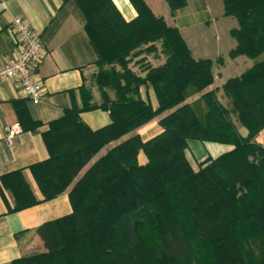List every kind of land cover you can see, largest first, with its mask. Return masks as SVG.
<instances>
[{
	"label": "trees",
	"instance_id": "obj_1",
	"mask_svg": "<svg viewBox=\"0 0 264 264\" xmlns=\"http://www.w3.org/2000/svg\"><path fill=\"white\" fill-rule=\"evenodd\" d=\"M73 1L97 53L102 101L93 102L81 86L82 107L66 108L42 132L50 155L30 168L44 198L63 192L106 142L169 112L159 134L146 141L135 134L96 160L68 192L72 212L35 229L44 249L9 264H264V146L256 140L264 128V59L223 84L231 98L224 105L215 89L204 91L213 82L211 60L194 59L178 28L144 0H130L137 15L129 21L112 0ZM166 1L171 13L186 5ZM223 6L239 24L230 54L264 52V0H223ZM155 42L166 58L140 76L129 64L157 52ZM141 85L154 89L155 109L140 97ZM196 93L193 104L185 101ZM94 108L107 110L111 122L92 131L79 112ZM189 139L233 148L194 171L184 153ZM139 149L144 165L137 163ZM1 180L15 197L11 210L29 203L20 199V186Z\"/></svg>",
	"mask_w": 264,
	"mask_h": 264
},
{
	"label": "crops",
	"instance_id": "obj_2",
	"mask_svg": "<svg viewBox=\"0 0 264 264\" xmlns=\"http://www.w3.org/2000/svg\"><path fill=\"white\" fill-rule=\"evenodd\" d=\"M126 21L137 15L130 0H112ZM151 11L162 16L170 26L177 27L194 59L208 58L212 61L213 82L204 91L215 89L219 101L226 105L228 96L222 86L230 78L240 77L255 62L264 59V52L256 57L247 53L231 55L237 46L232 30L239 24L233 16L224 15L222 0H186V5L171 13L166 0H144ZM20 17L42 40V50L37 62L38 78L43 82L44 93L38 103H33L22 93L14 79L0 83V264H9L23 255L31 254L43 244L35 229L43 222L68 215L73 208L68 192L85 171L109 149L137 134L146 141L159 134L163 128L159 120L168 112L154 117L133 131L109 140L81 168L71 184L56 196L45 199L34 177L31 166L46 161L49 150L42 132L49 122L61 117L66 108L82 107L81 86L92 92V101L100 103L101 93L94 81L97 72V53L84 30V18L73 0H0V65L14 53V37L10 30L11 21ZM157 52L143 53L140 64L130 66L140 76L146 73L147 65L157 66L166 55L161 52L160 42H155ZM119 69V66H116ZM110 97H114L108 89ZM140 97L149 102L153 109L158 106L154 89L150 85L139 87ZM200 93L187 98L190 102ZM17 108L19 111H17ZM79 118L92 131L111 122L107 110L94 108L79 112ZM38 122L34 128L32 122ZM238 132L246 136L248 130L236 118ZM18 122L21 131L11 141L4 136L5 126ZM264 146V128L256 135ZM233 148L232 144L195 139L187 140L185 157L196 171L200 163L213 159ZM137 163L144 165L147 156L139 149ZM6 182L20 186V199L29 202L19 210H11L15 204L12 190ZM17 189V188H16ZM42 248V249H41Z\"/></svg>",
	"mask_w": 264,
	"mask_h": 264
},
{
	"label": "built area",
	"instance_id": "obj_3",
	"mask_svg": "<svg viewBox=\"0 0 264 264\" xmlns=\"http://www.w3.org/2000/svg\"><path fill=\"white\" fill-rule=\"evenodd\" d=\"M10 30L14 37V53L0 65V83L8 79L16 80L24 96L31 102L38 103L44 93L43 82L37 74V62L43 47L42 40L20 17L11 21ZM20 131V124L14 122L5 126L4 136L10 142Z\"/></svg>",
	"mask_w": 264,
	"mask_h": 264
},
{
	"label": "rangeland",
	"instance_id": "obj_4",
	"mask_svg": "<svg viewBox=\"0 0 264 264\" xmlns=\"http://www.w3.org/2000/svg\"><path fill=\"white\" fill-rule=\"evenodd\" d=\"M222 2H223V0H222ZM223 9H224V6H223ZM223 13H224V11H223ZM225 15V14H224ZM226 16H231V15H226ZM234 17V16H233ZM235 18V17H234ZM236 19V18H235ZM237 20V19H236ZM238 22V21H237ZM201 59H208V58H201ZM134 61H132L131 63H130V66H134L136 63H133ZM212 62V61H211ZM211 66H212V64H211ZM137 67H139V65L137 64ZM211 73H212V71H211ZM213 75V74H212ZM200 95V94H199ZM199 95H198V97H199ZM198 97H196L194 100H192V101H190L192 104H193V102L198 98ZM189 98V97H188ZM187 100V99H186ZM185 100V101H186ZM228 100H229V103H227L226 105H229V104H231V98L230 97H228ZM200 105H202V104H200V103H197V106L199 107ZM169 110H167V111H165V112H168ZM235 125H236V123H235ZM236 127H237V125H236ZM195 140H197V139H195ZM202 141V140H201ZM209 160V159H208ZM207 161V160H206ZM203 163H205V161H203L202 163H200V165H199V168H200V166L203 164ZM198 168V169H199ZM197 171V170H196ZM34 248H36V250L35 251H33L32 253H34V252H38V249H39V247H34ZM42 249V248H41ZM43 249H44V247H43Z\"/></svg>",
	"mask_w": 264,
	"mask_h": 264
}]
</instances>
